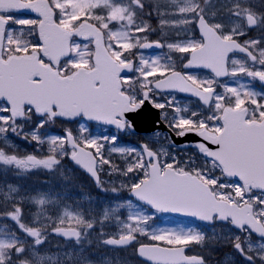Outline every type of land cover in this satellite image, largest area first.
Wrapping results in <instances>:
<instances>
[{"label": "snow or ice", "instance_id": "obj_1", "mask_svg": "<svg viewBox=\"0 0 264 264\" xmlns=\"http://www.w3.org/2000/svg\"><path fill=\"white\" fill-rule=\"evenodd\" d=\"M25 11L38 15L22 18ZM153 13L161 28L176 30L174 42L149 41L155 29L144 16ZM252 31L259 34L247 38ZM152 47L169 52L146 58L141 50ZM174 53L183 69L206 68L213 75L177 70ZM222 77L264 82V0H0L2 170L55 172L68 157L99 187L108 166L109 174L128 178L120 188L136 201L105 208L100 221L114 218L121 226L101 243L127 255L93 260L84 244L94 221L84 212L64 207L51 233L64 238L66 247L49 254L42 250L51 233L41 216L46 206L60 204L59 197L0 185V220L11 222L0 225V264H208L204 255L187 253L192 246L213 245L230 248L243 264H264V91L221 84ZM175 91L196 97L197 106H181ZM149 105L162 110L156 123H166L167 144L119 145L118 134H135ZM77 118L114 126L116 133L93 136L83 124L76 133H44L57 120ZM10 134L47 144L49 154H16ZM190 134L200 139L181 145L173 139ZM115 153L124 157L123 169L111 159ZM26 202L38 206L31 223L25 220ZM122 208L128 213L123 219ZM156 213L219 224L222 232L154 227ZM230 261L226 257L224 264Z\"/></svg>", "mask_w": 264, "mask_h": 264}, {"label": "rangeland", "instance_id": "obj_2", "mask_svg": "<svg viewBox=\"0 0 264 264\" xmlns=\"http://www.w3.org/2000/svg\"><path fill=\"white\" fill-rule=\"evenodd\" d=\"M163 2V0H162ZM22 18H32L30 16H22ZM154 18V17H152ZM155 20L157 22H159V19L155 18ZM163 34L164 36L170 35V37H168L169 39V43L174 42L176 39V30L165 27L162 28ZM166 32V35H165ZM259 34V32H257V34H255L254 36H251L250 38H255L257 35ZM146 58H152V57H156L157 55L155 54H143ZM180 56V54H179ZM178 58V57H177ZM176 62V61H175ZM229 86H232L231 84H228ZM165 97H167V93H165ZM176 99L178 101V103L181 106H188L190 108H195L196 105H192L191 101L189 100H184L181 98H178L176 96ZM169 115H171V110H169ZM83 124L85 125L88 129H89V133L93 136H102V135H111L114 134L113 131H111L108 128L105 127H100L97 125H87L85 122L83 121H74L68 124H65L66 128H71L73 131L78 132L79 131V127L80 125ZM27 130V128H26ZM58 134H50L49 136H56ZM152 141H154L156 143V145L158 147H160L161 145H166L167 141L164 139V136H162L161 134H150L148 136ZM9 142H12L9 140ZM119 145L121 146H126V147H132L129 144H122L118 141ZM14 146V143H11ZM156 146V147H157ZM40 148L43 149V151L47 150L48 151V145L45 144V147H37V150H39ZM111 159L113 160V162L118 165L119 168L123 169L125 167V162H124V157H122L120 154L115 153L112 155ZM78 167L72 163L70 160H68V162L62 163V165L59 168V171H55L54 175L52 178L49 179H43L41 181L40 186L38 187H34L31 185H25L22 181L23 176H25L26 174H11V175H7V172L5 173L2 169L3 166H0V185H4L5 183H9V184H13L15 186L20 187L21 189V193H28V194H32L34 195L36 192H52L54 195L58 196L60 194H62L64 196V189H71V188H81L80 191L76 190L77 192V197L75 195H69V197H73L75 199V203H77V205H72L69 203L68 201V205L70 209L73 210H79L84 212L85 214V218L86 219H91L94 221V228L92 230H89V237L91 238V240L96 241L95 245L97 246V250L94 249H85V254L86 255H90L91 258L93 260H99L101 257L107 256V257H112L114 255H127L126 252H115V253H106L105 251H103L102 249L107 248L106 246H104L100 240L102 238H104L106 235L111 234V235H118L120 233V225L115 221L114 218H110L108 220H104L103 223L101 224L100 221L103 219V211L105 208L108 207H115L118 203H124L126 200L130 199V195L127 192L126 189H121L120 186L123 183H128L129 180L128 178L122 176L119 172H111V174H109L110 169L108 168V166H105V169L103 172V177H102V185L101 186H97L98 187V191L101 195V199H100V204H93V200L91 199V197L89 196L88 192H86L84 190V187L88 186L86 189H88L90 186L89 183L83 182L81 180L78 179ZM41 170H47V169H41ZM12 171V170H10ZM9 172V171H8ZM131 175V174H130ZM8 176V177H7ZM13 176H16V178L18 179H14ZM113 188H117L119 189V191L117 192H113L112 189ZM66 196H68V193L66 192ZM103 197V198H102ZM132 199V198H131ZM81 200V202H80ZM134 202V201H133ZM135 203V202H134ZM143 210L145 212H148L149 214H151V211L145 209L144 207H142ZM23 209H27V213H31V214H36L38 212V206L31 204L30 202H26L23 205ZM64 210V209H63ZM63 210H60V212H63ZM54 212H59L55 206H46L45 210H44V214L41 216V220L43 222H46L44 217H51L49 214L50 213H54ZM119 214L121 216V218H126L127 216V209L126 208H122L119 210ZM60 214L55 216L57 217V219H55L54 222H58V218H59ZM30 219H34L35 216L29 217ZM155 218V223L153 224L154 227H196L199 228L198 226L194 225L193 223L190 222H186V221H182L180 219H174L172 217H168V216H164L162 214H158L156 213L155 216L153 217V219ZM32 222V221H31ZM202 231H204L205 233L212 235L213 231H215L216 233H221L222 232V227H215L212 229H207V228H199ZM210 230V232H209ZM104 233L105 235H101V233ZM142 239H147L146 237H141ZM101 248V250L99 249ZM51 254V253H49ZM226 257H231V260L236 258V255L234 256L231 252H228ZM132 264H138L137 260H133Z\"/></svg>", "mask_w": 264, "mask_h": 264}, {"label": "water", "instance_id": "obj_3", "mask_svg": "<svg viewBox=\"0 0 264 264\" xmlns=\"http://www.w3.org/2000/svg\"><path fill=\"white\" fill-rule=\"evenodd\" d=\"M156 121H158V110L148 106L138 118V126L136 131H152L158 127H162L161 124L157 126ZM173 139H175L176 144L181 145L186 141H196L200 138L194 134H190L185 138L173 137Z\"/></svg>", "mask_w": 264, "mask_h": 264}]
</instances>
